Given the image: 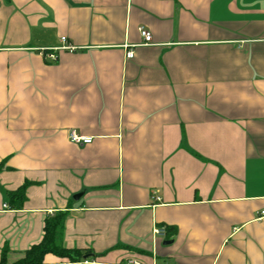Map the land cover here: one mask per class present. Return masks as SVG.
I'll use <instances>...</instances> for the list:
<instances>
[{
    "label": "crops",
    "instance_id": "crops-1",
    "mask_svg": "<svg viewBox=\"0 0 264 264\" xmlns=\"http://www.w3.org/2000/svg\"><path fill=\"white\" fill-rule=\"evenodd\" d=\"M59 211L40 264H264V0H0V256Z\"/></svg>",
    "mask_w": 264,
    "mask_h": 264
},
{
    "label": "trees",
    "instance_id": "trees-1",
    "mask_svg": "<svg viewBox=\"0 0 264 264\" xmlns=\"http://www.w3.org/2000/svg\"><path fill=\"white\" fill-rule=\"evenodd\" d=\"M25 186L26 184L19 187L12 195L21 197ZM66 216V211H59L45 217L43 235L40 241L32 244L23 251V255L20 258L11 263L7 260L8 246H4L1 251L0 264H40L48 253L66 258L69 263L81 261L83 258L90 256L91 253L93 256L94 253L91 249L67 248L63 245L62 235Z\"/></svg>",
    "mask_w": 264,
    "mask_h": 264
},
{
    "label": "built area",
    "instance_id": "built-area-1",
    "mask_svg": "<svg viewBox=\"0 0 264 264\" xmlns=\"http://www.w3.org/2000/svg\"><path fill=\"white\" fill-rule=\"evenodd\" d=\"M139 30H140V33H141L142 37L144 38L145 42H150L152 40V35L148 30H146L142 27H140ZM63 40H64V38H63ZM62 48H71V47L70 46H63ZM44 55L47 58L56 59V55L54 53H52V51H47L46 53H44ZM132 55H133L132 51L127 52L128 57H131ZM70 139L74 142H77V143H89L92 140V138L90 136L80 135L75 131L70 132ZM153 232L157 236H164L166 234V228L156 226V227H154ZM128 263L129 264H140L139 262L132 261V260H129Z\"/></svg>",
    "mask_w": 264,
    "mask_h": 264
},
{
    "label": "water",
    "instance_id": "water-1",
    "mask_svg": "<svg viewBox=\"0 0 264 264\" xmlns=\"http://www.w3.org/2000/svg\"><path fill=\"white\" fill-rule=\"evenodd\" d=\"M167 243L170 242V241H166Z\"/></svg>",
    "mask_w": 264,
    "mask_h": 264
}]
</instances>
